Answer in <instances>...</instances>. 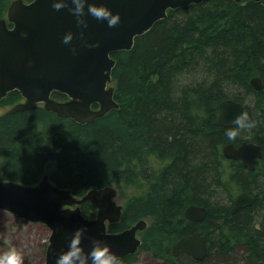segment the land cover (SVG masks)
<instances>
[{
	"label": "trees",
	"instance_id": "16d2710c",
	"mask_svg": "<svg viewBox=\"0 0 264 264\" xmlns=\"http://www.w3.org/2000/svg\"><path fill=\"white\" fill-rule=\"evenodd\" d=\"M262 1L212 0L170 10L166 19L136 38L131 51L113 54L120 108L94 123L60 119L45 108L1 117L0 182L35 185L53 162L51 180L78 197L112 185L137 187L120 222L109 225V231L120 232L141 220L151 223L140 233L139 252L120 264L134 263L142 252L155 262H178L173 245L196 232L209 249L201 264H235L240 251L247 264H264ZM9 7V0H0V19ZM194 71L200 78L182 80ZM255 77L263 81L260 91L251 85ZM53 96L67 99L58 92ZM8 97L11 105L22 99L16 91ZM248 97L263 107L260 114L246 104ZM227 99L254 114L252 126L235 138L218 119L219 106ZM243 142L262 148L256 171L224 156L226 145ZM218 189L225 199L216 198ZM241 192H249L255 201L232 214ZM191 205L207 209L204 221L185 218ZM95 210L89 202L82 206L85 216L95 218Z\"/></svg>",
	"mask_w": 264,
	"mask_h": 264
},
{
	"label": "water",
	"instance_id": "95a60500",
	"mask_svg": "<svg viewBox=\"0 0 264 264\" xmlns=\"http://www.w3.org/2000/svg\"><path fill=\"white\" fill-rule=\"evenodd\" d=\"M209 1L212 0H90L106 3L114 13H120L121 20L110 28L106 21L88 16V27L81 29L68 8L56 10L52 7L54 0L30 3L16 0L10 5L7 18L0 19V102L17 91L25 102L17 104L10 113L36 110L43 104L45 110L60 119H72L80 125L94 123L120 108L115 99V87L111 85L117 65L113 54L131 51L136 38L166 19L169 10ZM234 1L242 3L245 0ZM262 2L264 4V0ZM69 31L74 34L73 40L65 44L63 37ZM97 42L98 46L88 47ZM252 83L257 90L262 89L260 79ZM54 92L67 96L68 100H55ZM242 111H247L253 122L252 112L242 103L226 100L220 104L219 122L231 127ZM223 153L228 159L242 160L251 170H255L263 154L261 147L251 142L228 144ZM116 197V190L108 186L91 190L79 198L70 189L52 183L48 176L38 185L0 182V210L29 223L44 224L52 231L46 264H56L57 255L67 247L75 229L82 226L86 229L85 248L91 246L94 238H100L111 246L119 259L136 255L142 245L138 233L144 231L148 223L141 220L122 232H109L108 225L120 222L123 216V207L117 204ZM86 202L97 209L94 219H87L82 211L81 205ZM253 203L252 196L241 193L231 212L235 214ZM185 216L190 222H202L207 210L191 205ZM172 253L174 257L185 254L204 261L209 253L208 243L196 232L176 242Z\"/></svg>",
	"mask_w": 264,
	"mask_h": 264
},
{
	"label": "rangeland",
	"instance_id": "374dc122",
	"mask_svg": "<svg viewBox=\"0 0 264 264\" xmlns=\"http://www.w3.org/2000/svg\"><path fill=\"white\" fill-rule=\"evenodd\" d=\"M14 1L16 0H9V5H11ZM24 1L28 2V0H24ZM246 2L247 0L243 3ZM199 75H200L199 72L197 73V71H194L191 72V74L189 75L188 74L184 75L182 80L184 82L197 80L198 78H200ZM111 85L113 86L114 82ZM53 98L60 102L67 100L65 98H57V97H53ZM9 100L10 97L6 98L2 103H0V118L9 114V112L16 106L15 104L13 105L9 104L8 103ZM21 101H23V98L20 100V102ZM257 102L258 101L255 99V97H248L246 104L249 105L253 110H255V113L258 115L260 114V111L262 110L263 107L260 106L258 107L259 108L258 109ZM39 108H44V106L41 105ZM244 138L251 139V137H249V135L247 134L244 135ZM54 168H55V163L53 162L49 163L45 168L42 178L44 176H48L50 179H52L51 174ZM41 180L37 182L35 185H38L41 182ZM110 187L116 190L117 197L115 198V201L117 202L118 205H121L123 207L122 210L124 212L126 201L130 196L135 195L138 192L137 187H128L121 184L112 185ZM217 193H218V195L216 196L217 199L226 198L225 192L223 190L218 189L217 192H215V194ZM96 215H97V210L94 211V217H96ZM86 218L94 219L90 216H86ZM147 223L150 225L151 220H147ZM140 233H139V238H141ZM51 234L52 231L44 224L29 223L15 215L0 210V253L6 251L10 247L15 246L23 252L24 264H46V252L49 245V239L51 237ZM239 255H240V257H238L239 261L235 264H247L243 252L240 251ZM177 260L178 262L174 260H158L155 262V260L152 259V256L150 254L142 252L138 254L134 264H152V262H155L157 264H179V263L201 264V263H194L188 258L187 259L177 258ZM207 264H212V263H207Z\"/></svg>",
	"mask_w": 264,
	"mask_h": 264
},
{
	"label": "clouds",
	"instance_id": "9594fccd",
	"mask_svg": "<svg viewBox=\"0 0 264 264\" xmlns=\"http://www.w3.org/2000/svg\"><path fill=\"white\" fill-rule=\"evenodd\" d=\"M52 7L56 10L68 8L75 16L76 23L81 29L88 27V16L98 21H106L108 27H115L120 23L121 15L119 12L107 6L106 3L90 2V0H54ZM73 32L69 31L63 37V42L69 44L73 40ZM96 44H89L88 47H96ZM72 51L75 53L76 48ZM253 122L250 120L247 111H242L233 120L227 135L235 138L240 130L251 127ZM85 227H78L71 235L67 247L62 249L56 257V264H120L118 255L111 250V246L100 238H94L89 248H85L83 241ZM0 264H24V254L17 247L13 246L0 253Z\"/></svg>",
	"mask_w": 264,
	"mask_h": 264
},
{
	"label": "bare ground",
	"instance_id": "6f19581e",
	"mask_svg": "<svg viewBox=\"0 0 264 264\" xmlns=\"http://www.w3.org/2000/svg\"><path fill=\"white\" fill-rule=\"evenodd\" d=\"M244 2V1H243ZM170 11V10H169ZM169 11H168V15H169ZM161 21V20H160ZM254 79H260L261 81H262V79L260 78V77H255V78H253L252 80H251V85H252V87L255 89V90H257L255 87H254V85H253V80ZM262 88H263V81H262ZM262 90V89H261ZM257 91H260V90H257ZM227 100H233V99H227ZM226 101V100H225ZM235 101V100H234ZM224 102V101H223ZM238 102V101H237ZM243 104V103H242ZM244 105V104H243ZM245 106V105H244ZM247 109H249L251 112H252V110L250 109V108H248L247 106H245ZM219 108H220V106H219ZM252 115H253V121H254V114H253V112H252ZM72 120V119H71ZM220 123V122H219ZM220 125L221 126H223V127H228V126H224V125H222L221 123H220ZM251 143H253V144H255V145H258L259 147H261L259 144H257V143H255V142H251ZM231 144V143H230ZM242 144V143H241ZM240 145V144H239ZM262 149V148H261ZM263 153V152H262ZM225 156V155H224ZM262 157H263V154H262ZM262 157L260 158V159H258L257 160V163H256V167H255V170H251L250 168H248V167H246L245 165H244V163H243V161L242 160H232V161H241L242 163H243V165H244V167L245 168H248L250 171H256V168H257V164H258V162L262 159ZM228 159V158H227ZM228 160H231V159H228ZM242 193H247V192H242ZM249 194V193H248ZM264 194V193H263ZM263 194H262V199H264L263 198ZM250 195V194H249ZM251 196V195H250ZM253 197V196H252ZM254 198V197H253ZM236 201V200H235ZM254 201H255V198H254ZM234 204H235V202H234ZM234 206V205H233ZM203 207V206H202ZM205 208V207H204ZM207 210V209H206ZM207 213H208V211H207ZM186 217V216H185ZM147 226H149V224H147ZM173 254V253H172ZM176 258V257H175Z\"/></svg>",
	"mask_w": 264,
	"mask_h": 264
},
{
	"label": "flooded vegetation",
	"instance_id": "af4514ba",
	"mask_svg": "<svg viewBox=\"0 0 264 264\" xmlns=\"http://www.w3.org/2000/svg\"><path fill=\"white\" fill-rule=\"evenodd\" d=\"M24 102V99H23V101H21V102H17V103H15V105L16 104H18V103H23ZM41 106V105H40ZM39 106V107H40ZM42 106H44V105H42ZM39 109V108H38ZM14 114V113H13ZM263 158V157H262ZM52 181V180H51ZM53 182V181H52ZM242 193V192H241ZM247 193H249V192H247ZM264 193V192H263ZM252 196V195H251ZM254 197V196H253ZM261 198H262V195H261ZM111 225V224H110ZM109 227V226H108ZM123 230H125V229H123ZM122 230V231H123ZM122 231H120V232H122ZM111 233H118V232H111ZM173 257H174V255H173ZM176 258H183V259H190V260H193V262L194 263H201V262H203V261H197V260H195L193 257H191V256H188V255H185V254H181L180 256H178V257H176ZM124 258H122V259H119V261L120 262H122V260H123ZM132 264H134V263H132Z\"/></svg>",
	"mask_w": 264,
	"mask_h": 264
}]
</instances>
